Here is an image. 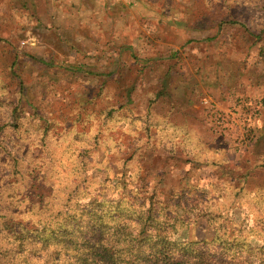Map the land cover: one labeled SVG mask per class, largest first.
<instances>
[{
    "label": "rangeland",
    "instance_id": "obj_1",
    "mask_svg": "<svg viewBox=\"0 0 264 264\" xmlns=\"http://www.w3.org/2000/svg\"><path fill=\"white\" fill-rule=\"evenodd\" d=\"M263 29L264 0H0V187L18 159L50 193L82 156L84 175L114 177L103 197L137 174L145 195L182 206L172 241L219 228L264 246ZM204 97L251 98L254 139L216 134Z\"/></svg>",
    "mask_w": 264,
    "mask_h": 264
},
{
    "label": "trees",
    "instance_id": "obj_2",
    "mask_svg": "<svg viewBox=\"0 0 264 264\" xmlns=\"http://www.w3.org/2000/svg\"><path fill=\"white\" fill-rule=\"evenodd\" d=\"M262 33L264 29L251 35L261 41ZM68 159L73 172L50 193L33 186L50 185L45 175H30L14 160L11 187H0V205L5 204L0 211V264H264V246H253L248 234L217 228L210 240L172 241L187 224L180 216L182 206L171 210L154 193L145 195L143 186H134L137 174H129V180L119 175L113 184L116 198L103 197L99 191L114 177L84 175L89 162L73 154ZM19 202L20 212L13 205Z\"/></svg>",
    "mask_w": 264,
    "mask_h": 264
},
{
    "label": "built area",
    "instance_id": "obj_3",
    "mask_svg": "<svg viewBox=\"0 0 264 264\" xmlns=\"http://www.w3.org/2000/svg\"><path fill=\"white\" fill-rule=\"evenodd\" d=\"M202 106L212 130L223 137L232 138L237 145L251 142L254 137L253 123L257 105L251 98L239 97L228 109H219L214 102L204 97Z\"/></svg>",
    "mask_w": 264,
    "mask_h": 264
}]
</instances>
